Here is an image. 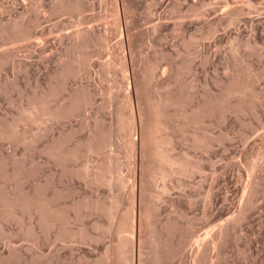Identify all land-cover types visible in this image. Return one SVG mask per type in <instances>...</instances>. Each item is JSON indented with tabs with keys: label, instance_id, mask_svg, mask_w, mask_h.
<instances>
[{
	"label": "rangeland",
	"instance_id": "obj_1",
	"mask_svg": "<svg viewBox=\"0 0 264 264\" xmlns=\"http://www.w3.org/2000/svg\"><path fill=\"white\" fill-rule=\"evenodd\" d=\"M0 264H264V0H0Z\"/></svg>",
	"mask_w": 264,
	"mask_h": 264
},
{
	"label": "bare ground",
	"instance_id": "obj_2",
	"mask_svg": "<svg viewBox=\"0 0 264 264\" xmlns=\"http://www.w3.org/2000/svg\"><path fill=\"white\" fill-rule=\"evenodd\" d=\"M241 10V9H240ZM243 11V10H242ZM239 12V11H238ZM235 13L237 14V12L235 11ZM239 14H240V12H239ZM237 16H238V14H237ZM233 19V18H232ZM233 21V20H232ZM235 21H237V20H235ZM234 22V21H233ZM80 26V25H79ZM82 30H84V29H82ZM81 30V31H82ZM78 33V35H79V33H80V30H79V32H77ZM85 33V32H84ZM80 34H83L82 32L80 33ZM77 35V34H76ZM88 37V36H87ZM79 41H80V39H79ZM75 45H76V43H75ZM6 57V56H5ZM8 58V57H7ZM187 70V69H186ZM65 71V70H64ZM245 71V70H244ZM244 71H243V73H244ZM249 71V70H248ZM247 73V72H246ZM241 75V74H240ZM240 75L239 76H237V78H236V76H235V78L233 79L232 78V80L230 81V83H231V89L232 90H228L229 88H230V86L229 87H227V90L228 91H226L227 92V94H228V92L229 93H233V92H238V91H241L242 90V92L244 91L245 92V89H246V91L252 86V85H249V84H252V82H253V78H251L252 79V81H251V83L248 81H246V79H247V76L245 75V76H243V77H240ZM250 76V75H249ZM252 76H253V74H252ZM246 77V78H245ZM255 77V76H254ZM239 78V79H238ZM245 78V79H244ZM244 79V81H241V80H243ZM245 81H246V83H245ZM60 82V81H59ZM233 83V84H232ZM254 84V83H253ZM240 85V87H238ZM249 85V86H248ZM189 87V86H188ZM247 87H249V88H247ZM192 88V87H191ZM253 88L254 87H252V89L250 90V92L253 90ZM223 90H225V89H223ZM237 92L235 93V94H237ZM255 92V91H254ZM257 92V91H256ZM240 93V92H239ZM252 93V92H251ZM173 94V93H172ZM225 94V96H226V93H224ZM246 94H247V92H246ZM246 94H244V96L246 95ZM255 94V93H254ZM254 94H251V96L253 95V96H255ZM47 95V94H46ZM230 95V94H229ZM242 95V94H241ZM166 96V95H165ZM233 96V95H232ZM250 96V97H251ZM44 97V96H43ZM43 97L41 96V98H42V101H43ZM237 97H239V96H237ZM241 97H243V96H241ZM241 97H240V99H241ZM249 97V96H248ZM39 98V97H38ZM37 98V99H38ZM173 98V97H172ZM227 98V97H226ZM254 98V97H253ZM36 99V100H37ZM228 99V98H227ZM243 99V98H242ZM33 98H32V101H30V103L31 102H33ZM222 100V99H221ZM254 100V99H253ZM41 101V100H37V101H34L31 105H34V104H36V103H38L39 104V102ZM41 101V102H42ZM48 101H49V99H48ZM173 101V100H172ZM242 101H244V100H242ZM241 101V102H242ZM46 102V101H45ZM174 102V101H173ZM254 102V101H253ZM29 103V104H30ZM43 103H44V101H43ZM43 103H40V104H43ZM171 103V102H170ZM224 103V102H223ZM37 104V105H38ZM39 104V105H40ZM166 104V103H165ZM204 104V103H203ZM251 104V103H250ZM45 105V104H44ZM160 105H161V103H160ZM160 105H157L158 107H160ZM214 105V104H213ZM247 105H249V104H247ZM35 106V105H34ZM41 106V105H40ZM46 106V105H45ZM170 106V105H169ZM211 106V105H210ZM233 106V105H232ZM209 107V106H208ZM34 108V107H33ZM33 108H29V109H26L27 110V115H26V111H25V118H27L28 120L27 121H37V117H35L34 115H37V114H31V113H33ZM155 108H156V106H155ZM171 108V107H170ZM181 108V107H180ZM211 108V107H210ZM224 107H222V109L221 110H225L226 109V107H225V109H223ZM231 108V107H230ZM234 108V107H233ZM202 109V108H201ZM161 110V109H160ZM159 110V111H160ZM211 110H212V108H211ZM52 111V110H51ZM157 111V109L155 110V112ZM199 111V110H198ZM210 111V110H209ZM241 111V110H240ZM39 112V111H38ZM50 111H48V114H50L49 113ZM24 113V112H23ZM35 113V112H34ZM40 113V112H39ZM160 113V112H159ZM208 113V112H207ZM218 113V112H217ZM45 114V113H44ZM47 114V115H48ZM53 113L51 112V116H53L52 115ZM193 114V113H192ZM60 115V114H59ZM156 115H158V112H157V114ZM155 115V116H156ZM198 115V114H197ZM23 116H24V114H23ZM22 116V117H23ZM50 116V115H49ZM199 116V115H198ZM54 117H55V115H54ZM190 117V116H189ZM194 117H196V116H194ZM142 118V117H141ZM156 118H158V117H156ZM163 118V117H162ZM20 119V118H19ZM40 119V118H39ZM155 119V118H154ZM14 121V120H13ZM158 121V120H157ZM12 122V121H11ZM15 122V121H14ZM163 122V121H162ZM161 122V123H162ZM30 123H32V122H30ZM155 123H156V121H155ZM155 123H153V125L155 124ZM160 123V124H161ZM189 124V123H188ZM134 125V124H133ZM183 125V124H182ZM155 126H157V125H155ZM160 126H162V125H160ZM136 127V126H135ZM158 127V126H157ZM157 127H155V128H157ZM161 128V127H160ZM159 127L157 128V130H155L154 132H156L157 131V133L161 130ZM153 129V127L152 128H150V130H152ZM154 130V129H153ZM153 130L151 131L152 132V134L154 135L155 133H153ZM165 130V129H164ZM5 133V132H4ZM109 133V132H108ZM146 133H147V131H146ZM149 133V132H148ZM147 133V134H148ZM168 134V133H167ZM171 134V133H170ZM169 134V135H170ZM111 135V134H110ZM158 135V134H157ZM157 135H154L155 136V139H156V137H157ZM164 135V134H163ZM105 136H107L106 134H105ZM153 136V137H154ZM159 136V135H158ZM110 137H112V136H110ZM153 137H152V139H153ZM164 137V136H163ZM162 136L161 137H157V139L154 141V144H153V147L155 148V149H153V150H156V152L158 153L156 156V158H158V159H160V160H156L155 158V160H156V162L157 163H160V161H162V165H160L161 167H165L164 166V163H170V164H172V166L173 165H176V166H178L179 168L178 169H180V170H182L184 167L183 166H186L187 164H188V162L186 163L184 160H182V158H178L177 156H175V154L173 155L172 153H170L169 151H168V148H165L166 147V145H167V143L168 144H170L171 142H170V139L168 138V136H167V138H168V140H165L164 138H163ZM186 137V136H185ZM206 137V136H205ZM159 138H163V140H160ZM165 138H166V136H165ZM208 138V137H207ZM147 139V138H146ZM146 139H145V141H146ZM152 139H150L149 138V140H152ZM196 139V138H195ZM107 140V139H106ZM132 140V139H131ZM205 140H206V138H205ZM110 141V140H109ZM109 141H108V143H109ZM112 141V140H111ZM210 141V140H209ZM148 143H149V141H148ZM91 144V143H90ZM208 144V143H207ZM108 145V144H107ZM110 145V144H109ZM115 145V144H114ZM151 145V144H150ZM168 146V145H167ZM89 147H91L90 145H89ZM152 147V146H151ZM54 148V147H53ZM112 148V147H111ZM88 150V149H87ZM114 150V149H113ZM171 150V149H170ZM74 151V150H73ZM66 152V151H65ZM72 152V151H71ZM89 152H90V150H89ZM75 153V152H74ZM61 156H62V154H60ZM76 157V156H75ZM183 157V156H182ZM63 159V158H62ZM164 162V163H163ZM190 164V163H189ZM188 164V166H190ZM111 165V164H110ZM194 165L195 164H192L191 165V167H193V169L195 168L194 167ZM159 166V167H160ZM197 166V165H196ZM108 167H109V165H108ZM174 167V166H173ZM188 168H190V167H188ZM196 168H198V167H196ZM191 170H192V168H190ZM115 170V169H114ZM113 170V171H114ZM111 171H112V169H111V166L109 167V170H108V172L110 173V177L109 178H107L108 180L106 181L107 182V184H109L110 186H111V184L112 183H110L111 182V180H112V178H111ZM179 171V170H178ZM184 171H186V169L184 170ZM183 170H182V172H184ZM188 171H189V169H188ZM199 171H201V170H199ZM107 173V172H106ZM115 173V172H114ZM184 173H186V172H184ZM190 173V172H189ZM95 174H97V173H95ZM95 176V175H94ZM114 176V175H113ZM96 177V176H95ZM87 178V177H86ZM97 178V177H96ZM101 178V177H100ZM258 179V178H257ZM253 180H255V179H253ZM97 181V180H96ZM98 182V181H97ZM250 182H252V181H250ZM257 184H259V183H257ZM256 185V184H255ZM252 186H253V184H252ZM255 187V186H254ZM251 189V188H250ZM253 189V188H252ZM39 193V192H38ZM44 194V193H43ZM37 197H38V195H37ZM20 199V198H19ZM29 199V198H28ZM38 199V198H37ZM40 199H42L41 197H40ZM251 199H252V197H251ZM34 201V200H33ZM36 201V200H35ZM48 201H50V199L48 200ZM251 201V200H250ZM250 201L248 200V203L249 204H252V203H250ZM88 203V202H87ZM7 204V203H6ZM11 207H16V209L18 208V207H20V208H23L24 210H31V209H34L37 213H38V215L40 214V218L42 219L43 218V216H45V217H49V219L50 218H52V222L51 223H57V221H58V219L59 218H61V216L60 217H57L56 216V211L55 210H53V211H51L52 210V207H51V205H50V203L49 202H47L46 200L44 201L43 200V202H42V200L40 201V200H38V202H32V200H24V201H18V200H14V198H13V200H11ZM96 205V204H95ZM10 207V208H11ZM81 207V206H80ZM95 207H98V204L95 206ZM248 207V206H247ZM54 208V207H53ZM90 208V207H89ZM245 208V207H244ZM246 210V209H245ZM244 210V211H245ZM240 211H243V210H241L240 209ZM239 211V212H240ZM53 212V213H52ZM10 213V212H9ZM11 213H13V210H12V212ZM28 213V212H27ZM241 213V212H240ZM243 213V212H242ZM9 215V214H8ZM12 215V214H11ZM58 215V214H57ZM245 215V214H244ZM59 216V215H58ZM4 217V216H3ZM12 217V216H11ZM18 217V216H17ZM47 217V218H48ZM235 217V216H234ZM237 217V216H236ZM241 217V216H240ZM6 218V217H5ZM13 219V218H12ZM233 219V218H232ZM236 219V218H235ZM238 219V218H237ZM240 219V218H239ZM238 219V220H239ZM243 219V218H242ZM241 219V220H242ZM51 220V219H50ZM234 220V219H233ZM13 221V220H12ZM42 221V220H41ZM69 221V220H68ZM47 222V221H46ZM238 221L236 220V223H237ZM40 223H43V222H40ZM45 223V222H44ZM67 225V224H66ZM46 226V225H45ZM51 226V225H50ZM178 227V226H177ZM163 228V227H162ZM175 229V228H174ZM225 229V228H224ZM226 230V229H225ZM161 231V230H160ZM162 233V232H161ZM62 235V234H61ZM66 235V234H65ZM128 236V238H126ZM129 236L131 237V235H125L124 236V238H125V240H119L118 241V243L119 244H116V246L114 247V248H112L113 246H109L108 247V250H107V253H106V258L107 259H109L110 257H111V255H114L115 253H116V251H117V253L119 252V254L121 253L120 251L121 250H123V252L124 251H126V250H124V249H126V247L128 248V245L129 244H131L130 242H131V240L133 239L134 240V238H129ZM133 236V235H132ZM151 236V235H150ZM187 236V235H186ZM186 236H184V237H182L181 238V241H179V247L177 248L178 249V251L179 250H181V248H183L184 246H185V244H186ZM122 237V236H121ZM166 237V236H165ZM171 239V238H170ZM162 240V239H161ZM164 240V239H163ZM205 241H207V240H205ZM205 241H203L204 243H205ZM134 241H132V243H133ZM199 243V242H198ZM115 244H112V245H115ZM199 244H202V239L200 240V243ZM178 246V245H177ZM203 246V245H202ZM205 246V245H204ZM117 250H116V249ZM175 248V247H174ZM116 250V251H115ZM171 250H173V249H171ZM182 251V250H181ZM122 252V253H123ZM173 252H175L174 250H173ZM172 251H171V253H169V255H167V256H169L170 257V255L173 253ZM195 255H196V253H195ZM173 256V255H172ZM171 256V257H172ZM168 257V258H169ZM170 257V258H171ZM167 258V259H168ZM170 260V259H169ZM167 262V261H166Z\"/></svg>",
	"mask_w": 264,
	"mask_h": 264
}]
</instances>
